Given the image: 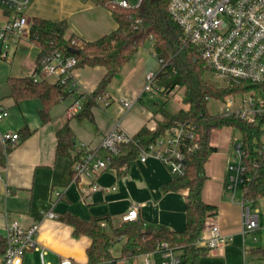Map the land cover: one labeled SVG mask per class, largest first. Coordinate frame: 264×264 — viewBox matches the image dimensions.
Instances as JSON below:
<instances>
[{
    "label": "crops",
    "instance_id": "crops-1",
    "mask_svg": "<svg viewBox=\"0 0 264 264\" xmlns=\"http://www.w3.org/2000/svg\"><path fill=\"white\" fill-rule=\"evenodd\" d=\"M99 1L33 0L27 16L30 23L35 18L66 21L69 25L67 38L95 42L118 29L111 9ZM109 1L116 5L127 1L130 6L137 7L141 0L138 4L137 0ZM8 20L7 11L0 6V28ZM40 52L41 49L30 40L29 33L17 41L11 38L6 43H0V105L9 113L0 121V151L5 157L4 163H0V236L5 238L8 226L15 222L26 229L40 224L35 236L39 250L28 251L24 264H42L41 252L45 253L46 264H61L65 258L88 264L87 250L92 240L86 235L76 237L74 228L60 219L66 214L83 221L108 217V229H117L124 224L123 218L131 207L137 205L138 219L146 226L184 231L188 191L164 193L162 190L165 184L174 180L170 164L155 157H149L143 164L137 158L123 175L106 170L91 177H78L72 158L56 157L57 132L65 124H69L73 131V155H76L78 145L82 143L98 149L104 136L117 125L127 136L134 137L144 127L154 131L164 120L158 110L163 106L170 110L168 98L174 91L169 95L144 92L147 76L158 73L161 68L152 41L139 47L105 89L102 96L108 97L107 103L97 99V104L91 109L92 120H79L77 112H72L70 107L75 102L82 107L84 97L98 89L107 73L103 66L74 70L72 78L79 93L73 90L69 98L54 105L48 122L42 120L43 103L40 99H14L9 81L31 78ZM47 81L55 83L53 79ZM125 101L132 102L128 110L123 107ZM25 128L30 135L23 140L22 131ZM6 134H19L21 139L13 145L4 140ZM240 140L241 134L229 127L213 130L211 134L210 145L216 151L205 166L207 180L203 199L217 207V216L207 221L205 230L217 223L222 234L231 237L232 241L220 249L208 251L198 264H261L258 260L260 256L255 253L258 248L251 238L252 234H243L240 204L243 195L242 198L239 195L242 191H238L233 199L231 188L232 173L228 166L234 163L236 144ZM7 147H11L9 153L6 152ZM100 154L104 155L103 152ZM73 172L75 176L72 178ZM93 183L100 187L96 193L91 190ZM54 191L63 194L61 200L56 199ZM48 212H55L58 219H44L42 215ZM116 246H119L118 249H115ZM122 246L123 241L111 249L115 260L123 261ZM148 259L146 255H141L131 264H147Z\"/></svg>",
    "mask_w": 264,
    "mask_h": 264
},
{
    "label": "trees",
    "instance_id": "trees-1",
    "mask_svg": "<svg viewBox=\"0 0 264 264\" xmlns=\"http://www.w3.org/2000/svg\"><path fill=\"white\" fill-rule=\"evenodd\" d=\"M101 4L111 9L118 29L95 42H84L80 39L67 38L69 25L66 21L52 22L35 18L29 32L30 40L41 52L38 62L48 53L58 51L66 56H73L77 60V68L103 66L107 73L98 89L84 97V104L76 117L79 120L93 119L92 107L97 99L104 94L111 81L120 73L145 42L151 40L157 57L162 61L157 73V83L162 93L171 94L176 89H184L182 99L186 109L176 112L161 107L158 111L164 120L159 122L154 131L147 127L132 137L128 143L119 145V153L107 156L108 170L118 175L127 173L132 161L139 158L142 151L166 137L178 123L193 129L198 136L200 149L187 156L184 163L183 176H175L171 183L162 187L164 193L188 191L185 230L174 232L166 227H148L139 219L124 223L117 229H108V217H93L83 221L71 214L61 217V221L74 228V235H86L92 243L87 250L89 264H101L114 259L111 249L116 243L123 241L122 260L131 264L137 257L157 252L162 244H168L175 251L180 252L182 264H198L200 258L207 254V250L200 248L196 242L205 230L207 221L217 216V207L208 204L203 199V190L207 180L205 166L216 148L210 145L213 130L225 127L233 128L241 134L245 156L243 163L246 172L239 186L243 199L264 201V139L259 126L246 121L228 118L222 114L213 115L209 112L208 104L211 100H222L225 97L251 90L255 87L264 91V86L244 83L240 87L220 88L209 81L211 72L200 58L195 47L182 46L181 27L172 19L168 7L170 0H141L139 6L122 8L109 0H100ZM11 95L16 101L25 99H40L43 103L41 117L43 122L49 121V112L58 102L71 96V90L56 83L51 84L42 79L35 82L32 78L12 79L9 81ZM81 98V97H80ZM30 135L28 129H23L22 139ZM21 139V137H20ZM185 149L192 144L189 139L184 140ZM75 137L69 124H65L57 132L56 157L72 158L73 162L79 156L73 155ZM11 147H7L9 153ZM5 157L0 151V163ZM75 176L72 173V178ZM105 223V226H102ZM151 230V233L148 231ZM112 233L113 237L109 234ZM6 249V240L0 236V254ZM264 258V247L255 251Z\"/></svg>",
    "mask_w": 264,
    "mask_h": 264
},
{
    "label": "built area",
    "instance_id": "built-area-1",
    "mask_svg": "<svg viewBox=\"0 0 264 264\" xmlns=\"http://www.w3.org/2000/svg\"><path fill=\"white\" fill-rule=\"evenodd\" d=\"M32 2L33 0H0V6L7 11L9 19L0 28L1 44L11 38L17 41L30 32L32 23L29 22L27 10ZM119 6L126 9L132 7L127 1L120 2ZM168 11L182 29L181 45H191L196 48L207 69L224 83L222 88H238L244 83L264 86V0H170ZM83 43L79 41L78 44L83 45ZM159 62L162 64V61ZM76 69V58L53 51L38 62L31 78L35 82L53 79L56 84L79 93L72 78ZM161 91L157 83V73H150L147 76L144 92L159 93ZM98 100L107 103L108 97L101 96ZM217 101L222 103L219 107L220 114L259 126L264 139V91L255 87ZM131 106V101L123 103L126 110ZM80 109L78 102L70 107L74 113H78ZM8 116L9 113L0 105V121ZM131 139L132 137L123 133L117 125L113 131L104 136L98 149H92L83 143L79 144L76 151L79 159L73 162L76 176L91 177L108 170L107 156L118 154L119 145L128 143ZM185 139L192 141L186 149L183 143ZM4 140L16 145L20 141V135L6 134ZM199 149L198 136L193 129L178 123L166 137L158 139L148 151H142L138 159L145 164L149 157H155L171 165V174L174 177H181L185 173L184 163L187 156ZM101 152L104 153L103 156ZM244 156L243 142L240 140L236 144L234 163L228 166V170L232 173L233 199L240 191L239 186L246 172ZM91 190L96 193L100 187L93 183ZM53 194L57 200L63 197L60 191H54ZM240 204L243 211V234L264 231V216L257 207H254L256 204L245 199H242ZM42 216L44 219H58L55 212H48ZM138 216L139 208L133 205L124 216L123 222L136 221ZM102 226H105V223H102ZM39 229L40 224H34L27 229L17 222L9 225L4 238L6 249L0 254V264H24L28 251L39 250L35 242ZM203 233L196 245L207 251L220 249L232 241L231 237L222 234L217 223H213ZM44 254L41 252L42 264H46ZM146 256L149 257L147 264H182L180 252L165 243L157 252ZM61 264L79 263L65 258ZM101 264H125V260L110 259Z\"/></svg>",
    "mask_w": 264,
    "mask_h": 264
},
{
    "label": "rangeland",
    "instance_id": "rangeland-1",
    "mask_svg": "<svg viewBox=\"0 0 264 264\" xmlns=\"http://www.w3.org/2000/svg\"><path fill=\"white\" fill-rule=\"evenodd\" d=\"M139 0L136 1V4H138ZM132 6V4H131ZM209 81L213 82L216 86L222 88V85L224 84L221 80L217 79L215 76L211 75L209 77ZM184 96V89H176L173 94L168 98V105L170 108V111L176 112L182 108L186 109V106L183 104L182 99ZM222 105L220 101L217 100H211L208 105V109L211 113H216L219 111V107ZM239 195L242 198V193L240 192ZM240 198V199H241ZM243 199V198H242ZM257 207L261 212L262 216H264V201H258V203L254 206ZM251 238L254 240L255 247L260 248L264 247V231L258 232L256 234H252ZM119 246H116L115 249H118ZM261 264H264V258L262 256L258 259Z\"/></svg>",
    "mask_w": 264,
    "mask_h": 264
},
{
    "label": "water",
    "instance_id": "water-1",
    "mask_svg": "<svg viewBox=\"0 0 264 264\" xmlns=\"http://www.w3.org/2000/svg\"><path fill=\"white\" fill-rule=\"evenodd\" d=\"M148 232L151 233V230H149ZM109 236H110V237H113V234L110 233Z\"/></svg>",
    "mask_w": 264,
    "mask_h": 264
}]
</instances>
